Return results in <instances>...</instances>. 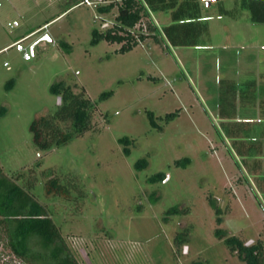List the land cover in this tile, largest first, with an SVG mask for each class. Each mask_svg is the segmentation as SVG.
Segmentation results:
<instances>
[{
  "label": "rangeland",
  "instance_id": "obj_1",
  "mask_svg": "<svg viewBox=\"0 0 264 264\" xmlns=\"http://www.w3.org/2000/svg\"><path fill=\"white\" fill-rule=\"evenodd\" d=\"M200 1L209 44L172 45L162 33L171 12L155 11L134 30L152 20L160 42L148 36L122 53L118 42L92 43L95 29L115 23L117 6L101 13L73 6L80 0H0V49L33 31L25 44L35 51L29 61L14 47L0 51V167L46 206L79 264H244L216 229L249 244L264 241V172L257 179L247 169L256 159L237 150L216 107L219 79L237 73L232 42L246 46L264 26L250 23L241 0ZM220 5L229 15L220 16ZM254 47L247 49L264 67V44ZM60 81L93 101L113 94L97 102L93 129L43 150L30 126L58 109L62 97L51 86ZM249 144L258 151L260 143ZM142 158L148 165L138 169ZM186 158L187 165L176 163ZM157 173L163 177L151 182ZM52 177L63 187L58 193L46 191ZM181 233L188 238L178 243ZM14 261L29 264L10 250L0 224V264Z\"/></svg>",
  "mask_w": 264,
  "mask_h": 264
},
{
  "label": "trees",
  "instance_id": "obj_2",
  "mask_svg": "<svg viewBox=\"0 0 264 264\" xmlns=\"http://www.w3.org/2000/svg\"><path fill=\"white\" fill-rule=\"evenodd\" d=\"M242 1V7L250 11L252 21L264 23V0ZM113 7L114 4L111 3L99 6L97 9L101 12H110ZM117 10L116 21L112 26L104 31L94 30L93 44L101 40L109 43L118 42L121 44L119 51L125 53L139 45L148 36L154 38L155 42H160L161 32H158L152 20L147 21L145 28L140 26L139 30H134L137 24L150 17V13L155 11H171L172 22L163 26L162 33L174 46L204 44L206 41L203 42L202 39L209 35L207 23L202 18L200 0H124ZM221 12L230 13L231 11L221 9ZM224 83L226 84L225 81L221 82L219 95V101L223 105L224 100L232 101V96L228 94V91L233 88L230 82L227 86ZM51 91L61 95L62 103L54 114L34 120L30 126L34 133L35 144L43 150L66 144L93 129L92 115L97 102L113 94V90L103 92L98 101H93L85 95L84 90L75 92L71 85L63 81L53 84ZM223 111L224 109H221V113H224ZM175 114L172 112L165 117L169 120ZM149 117L152 124L157 125L153 112H149ZM120 142L125 144L124 152L129 155L128 145L132 143V140L125 136L120 138ZM189 162V158L176 161L178 165L184 166ZM147 165L146 158L136 163L138 169L145 168ZM162 177L161 173H157L149 180L153 182ZM49 184L46 191L50 193H58L63 188L53 177L50 178ZM210 203L217 213L221 212L215 200L210 199ZM176 211H178L177 206L170 209L171 213ZM221 220L219 216L218 222ZM0 224L6 234L7 245L21 260L29 264H79L46 206L37 200L28 189L5 175L1 167ZM216 235L218 238L225 239L229 250L236 254L244 264H264V241L262 239L258 238L254 243L249 244L222 228L216 229ZM187 238V233H181L176 236V241L180 243ZM194 264H203V262Z\"/></svg>",
  "mask_w": 264,
  "mask_h": 264
},
{
  "label": "crops",
  "instance_id": "obj_3",
  "mask_svg": "<svg viewBox=\"0 0 264 264\" xmlns=\"http://www.w3.org/2000/svg\"><path fill=\"white\" fill-rule=\"evenodd\" d=\"M219 2H222V0H219ZM77 4H79V2H77L73 6ZM200 4H201L202 18L205 20L208 26V31L210 35V38L208 40L211 41L210 23L208 21V17H207L208 15H205L207 14V10L203 8L201 1H200ZM209 4H211V2H209ZM209 4L207 3V5ZM221 9L229 10L225 8L224 6L220 5V11ZM241 10L242 11L247 10L249 12L248 18H249L250 23H252V25H256V23H258V22H253L251 20L250 11L248 9L242 8ZM161 12H164V11H161ZM222 15H229V14L220 12V16ZM52 20L46 21L44 25L40 26V28L42 26H46V24H48ZM231 20H232L231 23L233 24L232 30L234 32L236 31L239 32V29H238L239 27H236V24H235V21H238V20L235 18L234 20L233 18ZM258 24H262L264 26V23H258ZM209 41H206L204 44H200V45H207L209 44ZM232 43L234 45H232L231 47L234 46L236 49L238 48L237 64L235 63L237 67L236 68L237 73L235 74L237 75L234 74L231 77L222 76L219 79V82H218L219 89L217 91V104H216L217 106L216 107L218 109L221 122L225 123L226 126L228 127L227 132H228V135L233 139L232 141L233 144L238 146L237 150L242 154V156L245 159L249 158L250 161L251 159H256V162L254 165H252L251 163L247 164L248 165L247 169L248 170L251 169V172L254 173V176L256 175L258 179L260 178V176H263L261 175V173L264 172V67L261 65L259 58L255 57L256 56L255 53H252V51H249L247 47L252 46V49H253V46H255L254 48L256 50L259 47V45L264 44V35L262 37H259L258 39L252 40L246 46L238 40H234ZM258 43H261V44H258ZM11 44L4 46L2 49H0V51L5 50V48L10 46ZM221 46L225 48H229V46L227 45H221ZM33 52L35 51L33 50ZM245 66L249 68V70L248 69L245 70L246 73L247 74L252 73V74L247 75L246 77H244L245 75L244 76L242 75L246 73H244L241 70V67H245ZM222 81L226 82V84L224 83L225 86H227L229 82L233 86V88L228 91V94H231L232 96L231 97L232 101L229 102L230 101L229 99L224 100V105L221 101H219ZM201 84H202V81H201ZM221 109L222 110L224 109L223 111L224 113H221ZM227 112H230V113H227ZM251 142L260 143L259 148H257L258 151L255 153H252L251 151H249L251 148V145L249 143ZM259 182H260V179L258 183Z\"/></svg>",
  "mask_w": 264,
  "mask_h": 264
},
{
  "label": "built area",
  "instance_id": "obj_4",
  "mask_svg": "<svg viewBox=\"0 0 264 264\" xmlns=\"http://www.w3.org/2000/svg\"><path fill=\"white\" fill-rule=\"evenodd\" d=\"M123 2L124 0H80L79 4H84L87 6H93L98 8L99 6L108 5L111 3H113L114 6L118 7L119 5L123 4ZM33 33L34 32H32L31 34ZM31 34L25 35L19 38L18 40L14 41L10 46L6 47L5 50L8 49L9 47H14L18 52L21 53L22 58L24 60L26 61L32 60L34 56V52H32L31 48H29V46L25 44L26 39H28ZM4 65L9 66L10 64L9 62L6 61L4 62Z\"/></svg>",
  "mask_w": 264,
  "mask_h": 264
},
{
  "label": "water",
  "instance_id": "obj_5",
  "mask_svg": "<svg viewBox=\"0 0 264 264\" xmlns=\"http://www.w3.org/2000/svg\"><path fill=\"white\" fill-rule=\"evenodd\" d=\"M209 2H210V1L208 0L207 3L209 4ZM44 39L51 40V38H50L48 35H45V36H44ZM31 50H32V52H33V50H34V46L31 47Z\"/></svg>",
  "mask_w": 264,
  "mask_h": 264
},
{
  "label": "clouds",
  "instance_id": "obj_6",
  "mask_svg": "<svg viewBox=\"0 0 264 264\" xmlns=\"http://www.w3.org/2000/svg\"><path fill=\"white\" fill-rule=\"evenodd\" d=\"M12 264H19V262L17 263L16 261H14ZM20 264H22V263L20 262Z\"/></svg>",
  "mask_w": 264,
  "mask_h": 264
}]
</instances>
